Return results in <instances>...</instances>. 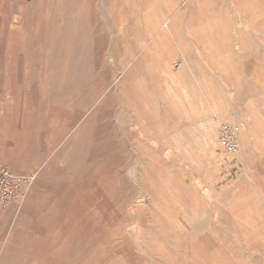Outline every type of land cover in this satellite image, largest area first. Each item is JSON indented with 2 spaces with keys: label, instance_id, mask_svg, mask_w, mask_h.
<instances>
[{
  "label": "rangeland",
  "instance_id": "1",
  "mask_svg": "<svg viewBox=\"0 0 264 264\" xmlns=\"http://www.w3.org/2000/svg\"><path fill=\"white\" fill-rule=\"evenodd\" d=\"M256 139L264 0H0V264H264Z\"/></svg>",
  "mask_w": 264,
  "mask_h": 264
},
{
  "label": "built area",
  "instance_id": "2",
  "mask_svg": "<svg viewBox=\"0 0 264 264\" xmlns=\"http://www.w3.org/2000/svg\"><path fill=\"white\" fill-rule=\"evenodd\" d=\"M241 127L238 124L225 122L218 131L220 146L229 154L240 151L239 134ZM33 177L17 173L11 169L0 168V209L7 208L12 202L19 200L24 188L30 184Z\"/></svg>",
  "mask_w": 264,
  "mask_h": 264
},
{
  "label": "crops",
  "instance_id": "3",
  "mask_svg": "<svg viewBox=\"0 0 264 264\" xmlns=\"http://www.w3.org/2000/svg\"><path fill=\"white\" fill-rule=\"evenodd\" d=\"M254 144L255 148L259 149V154L253 155L255 169H250L249 175L246 173L244 178L240 177L243 178L245 186L244 189H241L240 201L243 203L241 207L246 210L245 215L249 222L260 228L264 222V140L256 139ZM246 161L244 163L240 161L238 164L240 173L246 170Z\"/></svg>",
  "mask_w": 264,
  "mask_h": 264
},
{
  "label": "bare ground",
  "instance_id": "4",
  "mask_svg": "<svg viewBox=\"0 0 264 264\" xmlns=\"http://www.w3.org/2000/svg\"><path fill=\"white\" fill-rule=\"evenodd\" d=\"M139 92V91H138Z\"/></svg>",
  "mask_w": 264,
  "mask_h": 264
}]
</instances>
